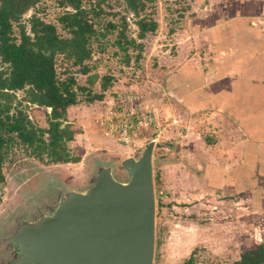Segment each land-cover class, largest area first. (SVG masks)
Masks as SVG:
<instances>
[{"label":"rangeland","instance_id":"1","mask_svg":"<svg viewBox=\"0 0 264 264\" xmlns=\"http://www.w3.org/2000/svg\"><path fill=\"white\" fill-rule=\"evenodd\" d=\"M82 1L86 7L95 6L99 2L103 9L104 15L101 16L100 21H96L95 27L101 33H105V36L100 34L92 40L93 52L87 63L90 73H97L99 76L113 75L112 87L108 91H104L102 100H94L91 103L85 101V94L80 95V103L71 106L67 112V122L72 125L73 129L81 133L73 139L74 141L68 143L72 156L80 155L79 162L56 164L47 162L46 157L39 160L31 156L30 151L19 144L10 149L3 165L6 181L0 185V230L9 226L14 217H17L15 226L23 215L25 218L31 219L36 213L33 214L35 207L39 208L43 202V194H52L50 202L58 195L59 190H55V186L60 188L85 187L88 183L83 185L77 183H82L83 179H86L88 167L90 170V166L98 161H109L114 164L116 177L126 180L128 174L122 170L119 161L128 156H138L146 142L154 139L155 244L153 264H215L216 262L236 260L241 251H239V246L233 244L235 249L231 252L225 250L226 248L220 249L222 240L228 241L230 227L238 223L236 222L237 214L231 210L235 206L229 203L230 205L223 207V197L228 194L222 195L221 193L219 195L217 191L211 190L212 194L207 193L202 195L203 198L194 200V196L190 195V192L194 191L195 186L199 187V182L201 183L203 180L200 178L198 181L191 179L190 175H187V168L175 159L181 157L188 161L190 150L194 153L199 152L198 154L202 156L206 155L201 148H198V144H204L202 141L205 133L196 134V131H191L194 130L193 128L189 132L190 124L200 130L204 122L190 119L187 113L175 107L164 84L166 81L172 85L176 84L177 80L174 75L178 73L176 65L180 63L181 59L188 60L193 65L202 64L199 62L200 60L207 61L204 54L201 55V58H192L196 49L191 50L188 45L181 48L183 58L173 60L170 57L171 54L176 53L177 48L174 35H172L174 27L187 28L186 20L190 15L189 0H153L148 8L141 12V15L150 14L158 22V26L155 32L147 33L143 39L137 37L138 28L135 24L137 18L127 8L125 0ZM33 12H36L43 20L54 23L59 34L67 36V33L57 22V17L62 10L58 8L55 1L40 0L34 9L23 15V23H26L29 15ZM122 17L125 21H122ZM93 19L98 18L93 17ZM107 22L117 25V29L125 22L127 37L135 38L137 42L143 43L142 56L138 62L134 61V55L137 52L130 48L131 62L129 65L123 63L124 53L114 44L116 30H110ZM26 26L28 29L29 26ZM14 29L17 31V27ZM211 61L214 63L215 58ZM56 64L60 78L70 74L77 79L79 84H86L87 76L79 72L77 66L71 65L61 55L57 56ZM186 65L183 62L179 64L180 67ZM92 88L94 92H99V81ZM113 90H117V93L137 91L147 96L152 103L157 102L160 113L165 119L164 131L159 133L154 128L147 129V134H144L142 140L138 142V148L134 151L120 150V147L111 146L103 136L98 121L116 98ZM110 95L111 97H109ZM16 96L18 100H22L24 92L17 91ZM19 108L25 111L35 125L47 127L44 107L21 101ZM174 119L176 122H172ZM85 132L88 139L84 138L83 133ZM112 140L116 145H120L116 140ZM108 146L115 147V150H106ZM105 158L109 160H104ZM86 160L91 163L87 165ZM199 166H204L203 162H199ZM94 169L89 172V181ZM20 192L25 195L19 197ZM207 196L213 197L212 202H205ZM50 202L46 201L45 204ZM22 203L28 207H23ZM258 221L264 223V217L260 215ZM12 228L7 233L8 235ZM206 235L211 236L207 241L205 240ZM3 244L8 251L6 249L4 251L3 245H1L0 264H4V261L9 264L11 250L7 247L5 240H3ZM7 259L9 260L6 261Z\"/></svg>","mask_w":264,"mask_h":264},{"label":"crops","instance_id":"2","mask_svg":"<svg viewBox=\"0 0 264 264\" xmlns=\"http://www.w3.org/2000/svg\"><path fill=\"white\" fill-rule=\"evenodd\" d=\"M189 3L187 28L174 27L172 31L177 48L170 57L183 58L181 48L188 45L191 50L196 49L192 58L204 54L207 61L200 60L199 65L179 61L176 72H182V62L192 72L174 85L178 99L173 105L190 119L204 122L200 130L190 124L189 132L205 133L204 144H198V148L206 155L190 150L188 161L175 159L187 168L191 179L203 180L190 192L194 200L212 191L228 194L223 197V207L229 203L235 206L231 210L237 214L238 223L230 227L228 241L222 240L220 249L231 252L237 245L240 251L253 238L264 239V223L258 221L260 215L264 217V0ZM112 92L116 97L117 90ZM83 134L87 138L86 132ZM105 138L111 146L126 151L127 147ZM106 150L114 151L115 147L108 146ZM199 162L204 166H199ZM212 200L207 196L205 202ZM206 236V241L211 238Z\"/></svg>","mask_w":264,"mask_h":264},{"label":"trees","instance_id":"3","mask_svg":"<svg viewBox=\"0 0 264 264\" xmlns=\"http://www.w3.org/2000/svg\"><path fill=\"white\" fill-rule=\"evenodd\" d=\"M39 1L0 0V185L6 181L4 162L10 149L18 144L39 160L46 157L47 162L56 164L79 162L80 155L72 156L68 146L78 133L67 122L68 109L80 103V95L83 94L87 103L102 100L104 91L112 86L113 75L90 73L87 63L93 52L92 40L100 34L105 36L95 27L96 21L104 15L99 2L86 7L82 0H53L62 10L57 22L67 33L63 36L54 23L43 20L36 12L23 23V15L34 9ZM152 2L125 0L127 8L137 18L135 24L139 39L157 29L158 22L150 14L141 15ZM122 21H125L124 17ZM107 25L110 30H116L114 44L124 53L123 63L129 65L131 62L130 48L137 52L134 61L138 62L143 43L127 37L125 22L119 29L113 23L107 22ZM60 55L87 76L86 84H79L70 74L64 78L58 76L56 59ZM189 72L192 69L186 65L174 78L178 82L184 76L188 77ZM98 81L100 91L94 92L92 86ZM164 84L170 98L173 101L178 99L175 86L167 81ZM17 91L24 92L22 100L17 99ZM21 101L44 107L47 127L35 125L19 108ZM260 240L253 238L244 244L236 260L215 264H264V241Z\"/></svg>","mask_w":264,"mask_h":264},{"label":"water","instance_id":"4","mask_svg":"<svg viewBox=\"0 0 264 264\" xmlns=\"http://www.w3.org/2000/svg\"><path fill=\"white\" fill-rule=\"evenodd\" d=\"M154 147L119 161L126 180L98 161L85 187L60 188L45 211L21 216L4 239L11 264H153Z\"/></svg>","mask_w":264,"mask_h":264},{"label":"built area","instance_id":"5","mask_svg":"<svg viewBox=\"0 0 264 264\" xmlns=\"http://www.w3.org/2000/svg\"><path fill=\"white\" fill-rule=\"evenodd\" d=\"M98 122L104 136L132 151L138 148V142L147 134V129L154 128L160 133L165 128V119L156 103L137 91L117 93Z\"/></svg>","mask_w":264,"mask_h":264},{"label":"flooded vegetation","instance_id":"6","mask_svg":"<svg viewBox=\"0 0 264 264\" xmlns=\"http://www.w3.org/2000/svg\"><path fill=\"white\" fill-rule=\"evenodd\" d=\"M88 162H87V165H89L91 162H89V160H87ZM94 164L93 165H91L90 166V170H89V167H88V171L86 172V179H83V181H82V183H77V184H80V185H83V184H87V183H89V172H92V170L94 169ZM54 189L55 190H59L60 189V187H57V186H55L54 187ZM48 194V193H47ZM47 194H43V199H42V204H41V206L39 207V208H36L35 207V210H37V211H35L34 210V212H33V217L36 215V214H38L40 211H45V209L47 208V205L45 204V202L47 201V202H50V199H51V197H52V194L51 195H47ZM20 195H25L24 193H19V197H20ZM48 197V198H47ZM51 203V202H50ZM22 206L23 207H28V205H26V204H24V203H22ZM16 218L17 217H14L13 218V221L11 222V223H9V226L7 225V226H5L4 228H2L1 230H0V247H1V245H3V250L5 251V249L7 250V248H6V246H4V244H3V240L6 238V236L8 235L7 233L10 231V229L13 227V226H15V223H16ZM17 225V224H16ZM12 226V227H11ZM7 234V235H6ZM2 251V250H1ZM8 251V250H7ZM4 253H6V252H4ZM12 253V252H11ZM9 259H7L6 261H8ZM10 261V260H9ZM1 262V261H0ZM6 263H8V262H5L4 261V264H6ZM11 263V262H10ZM9 263V264H10Z\"/></svg>","mask_w":264,"mask_h":264}]
</instances>
